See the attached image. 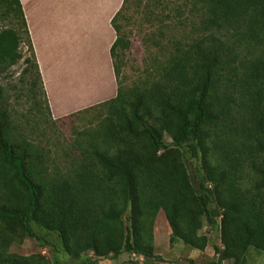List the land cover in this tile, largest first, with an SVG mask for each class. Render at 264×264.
<instances>
[{
	"label": "trees",
	"instance_id": "obj_1",
	"mask_svg": "<svg viewBox=\"0 0 264 264\" xmlns=\"http://www.w3.org/2000/svg\"><path fill=\"white\" fill-rule=\"evenodd\" d=\"M132 8L170 47L127 86L122 21ZM112 25L116 96L54 118L21 0H0V264H99L123 253L157 264L161 210L172 244L212 242L215 259L203 264H248L251 249L264 252V0H123ZM21 60L35 120L3 84ZM90 111L95 124L52 142V125ZM26 238L56 254L10 251Z\"/></svg>",
	"mask_w": 264,
	"mask_h": 264
},
{
	"label": "crops",
	"instance_id": "obj_2",
	"mask_svg": "<svg viewBox=\"0 0 264 264\" xmlns=\"http://www.w3.org/2000/svg\"><path fill=\"white\" fill-rule=\"evenodd\" d=\"M54 118L116 96L112 19L123 0H21Z\"/></svg>",
	"mask_w": 264,
	"mask_h": 264
},
{
	"label": "rangeland",
	"instance_id": "obj_3",
	"mask_svg": "<svg viewBox=\"0 0 264 264\" xmlns=\"http://www.w3.org/2000/svg\"><path fill=\"white\" fill-rule=\"evenodd\" d=\"M136 8H132L130 12V20L124 19L122 21L124 25V32L130 39V48L123 52V68L120 79L124 85L130 86L133 83H140L145 73V69L151 68L152 65L157 64L158 59H163L168 51L169 45L164 48L158 46L157 38L158 34L155 27V23L152 19L147 18V21L142 23L143 16L140 12H136ZM166 43V41H163ZM26 50V47L25 49ZM24 68L23 60L19 61L11 68L10 78L3 79L9 97L11 98V105L19 110V113L26 114L32 120H35L34 103L29 100L27 95L26 84L21 82V73ZM34 111V112H33ZM96 111H90L79 115L77 118H65L62 121H58L57 125H52V131L48 132L52 137V142L63 143L65 141H71L74 138V131L82 129L84 126L89 125L92 118L96 123L98 117ZM96 117V118H95ZM168 142L171 141L169 137H166ZM63 145V144H62ZM189 170L194 176L196 182L199 181L201 176L198 170V164L195 160L189 161ZM40 235L49 239L50 242L57 243L55 238L49 234L42 233ZM171 228L168 224L164 211H160L155 222V247L156 254L159 255L162 260H157V264H203L215 259V252L210 242L204 251L192 248L182 241L176 243L170 242ZM203 232L207 233V226L203 228ZM215 243L220 244V234H215ZM55 246L46 245L37 239L26 238L21 243H14L10 251L16 252L22 255H31L42 253L50 260L56 254ZM83 257L80 260L67 259L64 261L60 259V264H80L85 260ZM142 257H137L133 254L123 253L116 259L101 260L99 264H144ZM225 264H231V261H226ZM248 264H264V252L251 249L249 252Z\"/></svg>",
	"mask_w": 264,
	"mask_h": 264
}]
</instances>
